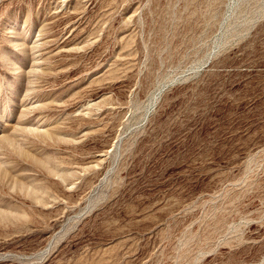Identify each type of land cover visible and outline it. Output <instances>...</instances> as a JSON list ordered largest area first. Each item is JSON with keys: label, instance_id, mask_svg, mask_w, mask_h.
I'll return each mask as SVG.
<instances>
[{"label": "rangeland", "instance_id": "rangeland-1", "mask_svg": "<svg viewBox=\"0 0 264 264\" xmlns=\"http://www.w3.org/2000/svg\"><path fill=\"white\" fill-rule=\"evenodd\" d=\"M0 264H264V0H0Z\"/></svg>", "mask_w": 264, "mask_h": 264}]
</instances>
